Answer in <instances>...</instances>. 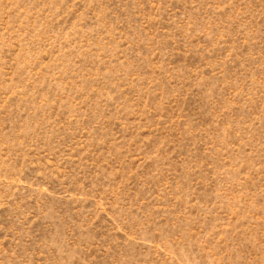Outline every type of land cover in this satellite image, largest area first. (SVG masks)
<instances>
[{
	"label": "rangeland",
	"instance_id": "obj_1",
	"mask_svg": "<svg viewBox=\"0 0 264 264\" xmlns=\"http://www.w3.org/2000/svg\"><path fill=\"white\" fill-rule=\"evenodd\" d=\"M0 264H264V0H0Z\"/></svg>",
	"mask_w": 264,
	"mask_h": 264
}]
</instances>
